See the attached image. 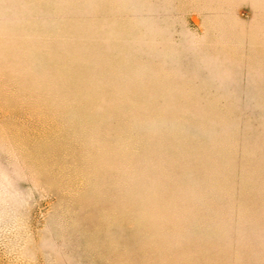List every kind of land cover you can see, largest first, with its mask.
I'll return each mask as SVG.
<instances>
[{"label":"rangeland","instance_id":"rangeland-1","mask_svg":"<svg viewBox=\"0 0 264 264\" xmlns=\"http://www.w3.org/2000/svg\"><path fill=\"white\" fill-rule=\"evenodd\" d=\"M0 264H264V0H0Z\"/></svg>","mask_w":264,"mask_h":264}]
</instances>
